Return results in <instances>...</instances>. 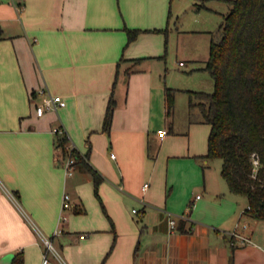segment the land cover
I'll return each instance as SVG.
<instances>
[{"label": "crops", "instance_id": "0c3cea01", "mask_svg": "<svg viewBox=\"0 0 264 264\" xmlns=\"http://www.w3.org/2000/svg\"><path fill=\"white\" fill-rule=\"evenodd\" d=\"M166 1L0 0V264L20 250L25 264H264V220L201 157L208 138L158 134L173 122H155L162 87L139 68L156 57L140 43L165 26ZM126 27L145 31L128 43ZM46 86L67 103L40 116ZM59 128L103 177L98 195L83 164L67 174Z\"/></svg>", "mask_w": 264, "mask_h": 264}, {"label": "trees", "instance_id": "16d2710c", "mask_svg": "<svg viewBox=\"0 0 264 264\" xmlns=\"http://www.w3.org/2000/svg\"><path fill=\"white\" fill-rule=\"evenodd\" d=\"M229 11L216 32H211L210 56L204 67L214 80V90L189 91L190 107L201 116L192 121L208 124V149L201 157L222 159V176L236 194L248 198V210L264 220V0H225ZM128 43L145 31L125 28ZM0 39H2L0 31ZM176 90L165 89L167 114L174 108ZM116 101L112 98L103 129L110 131ZM168 131H173V123ZM56 147L61 160L68 157L94 177L95 192L103 180L61 128L56 131ZM191 208V206H190ZM83 212L84 209H76ZM177 229L191 231L180 220ZM11 264H25L23 250L15 253Z\"/></svg>", "mask_w": 264, "mask_h": 264}, {"label": "rangeland", "instance_id": "374dc122", "mask_svg": "<svg viewBox=\"0 0 264 264\" xmlns=\"http://www.w3.org/2000/svg\"><path fill=\"white\" fill-rule=\"evenodd\" d=\"M227 11L229 4L225 0H167L165 26L146 33L140 43V47L144 45L154 51L156 57L140 61L139 68L162 87L160 103L155 105V122H173L182 136H185L182 133H189L191 142L198 149L207 148L209 126L191 120L193 117L197 120L201 114L198 108L190 107L189 91L214 90V80L204 67L210 56L211 32L217 31L222 22L221 13ZM180 61H184L185 65H180ZM167 86L176 90L170 114H167L165 103ZM209 163L216 168L221 165L222 159L214 157ZM134 209L139 207L133 206ZM134 214L137 215L136 212Z\"/></svg>", "mask_w": 264, "mask_h": 264}, {"label": "built area", "instance_id": "2783aa9c", "mask_svg": "<svg viewBox=\"0 0 264 264\" xmlns=\"http://www.w3.org/2000/svg\"><path fill=\"white\" fill-rule=\"evenodd\" d=\"M12 1L15 4L16 8L20 9V6L16 2V0H12ZM180 64L183 65L184 62H180ZM39 94L41 96V100L35 105V107H36L37 114L40 115V116H42L47 110L58 111L60 107L65 106L66 103H67L62 95L52 92V90L48 86H46L43 89H41ZM62 130L65 131L64 129H62ZM55 131H57V129H55ZM167 133H168V130L165 129V128H162V129L158 130V134L162 138H164L167 135ZM71 147H74V145L71 144ZM112 157H115L114 153H112ZM74 165H75V159L72 158L71 156L68 157L64 161V168L66 169L67 174L71 173ZM148 186H149V183H145L144 184V189H146ZM200 196L201 195H198L197 197H200ZM141 201L145 205H151L150 203L146 202L145 200H141ZM71 206H72V203L70 201V195L65 193L64 196H63V209L66 210L67 208H69ZM157 208H159L163 212L167 213V215L169 217L170 226H171L172 229H176L177 228L179 219H190L189 215H187V214L177 215V214L173 213L172 211L168 210L167 208H160V207H157ZM249 208H250V206H249ZM133 211L136 212V213L140 212L139 209L138 210L134 209ZM62 219H66V215H63ZM229 233L232 236H234V237H236L238 239H241L242 241H246L245 237L240 236L235 231H232V232H229ZM45 241H46V244L51 246V242H50L49 239H45Z\"/></svg>", "mask_w": 264, "mask_h": 264}]
</instances>
